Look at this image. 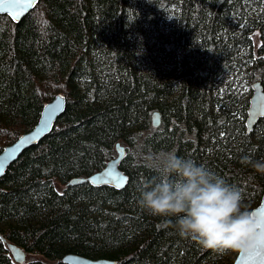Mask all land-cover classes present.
<instances>
[{"label": "trees", "instance_id": "trees-1", "mask_svg": "<svg viewBox=\"0 0 264 264\" xmlns=\"http://www.w3.org/2000/svg\"><path fill=\"white\" fill-rule=\"evenodd\" d=\"M254 82L264 88V0H38L17 24L0 15V152L66 99L0 179V264H15L8 242L39 257L29 264H232L238 252L181 237L137 189L156 175L153 158L175 151L256 207L264 175L243 163L264 158V118L245 126ZM117 143L125 188L68 185L102 170Z\"/></svg>", "mask_w": 264, "mask_h": 264}, {"label": "clouds", "instance_id": "clouds-1", "mask_svg": "<svg viewBox=\"0 0 264 264\" xmlns=\"http://www.w3.org/2000/svg\"><path fill=\"white\" fill-rule=\"evenodd\" d=\"M153 159L150 167L156 175L137 189L142 208L153 216L174 217L177 233L204 249L242 253L264 249V217L242 208L238 187L175 151ZM243 163L264 175V158L246 157Z\"/></svg>", "mask_w": 264, "mask_h": 264}, {"label": "water", "instance_id": "water-1", "mask_svg": "<svg viewBox=\"0 0 264 264\" xmlns=\"http://www.w3.org/2000/svg\"><path fill=\"white\" fill-rule=\"evenodd\" d=\"M37 3L38 0H0V15L7 16L13 23L17 24L34 9ZM65 106V96L56 95L42 107L38 121L32 129L2 149L0 152V179L24 151L37 145L45 136L50 134L57 119L63 114ZM262 118H264V88L260 82H254L251 85V94L246 111L245 126L247 132L253 131L258 120ZM160 123L159 112H153L151 115L152 126L158 127ZM115 151L116 157L108 161L101 171L87 178H73L68 185L76 186L88 182L95 187L109 186L116 190L125 188L127 176L120 168L126 154L125 148L117 143ZM251 211L258 217H264V192L260 203ZM6 247L16 264L25 262V252L22 248L10 242L7 243ZM255 251L249 253L238 252L232 264H264V250H261L260 256H257ZM62 262L64 264H116V261L113 260L90 259L77 254H66L62 258Z\"/></svg>", "mask_w": 264, "mask_h": 264}, {"label": "rangeland", "instance_id": "rangeland-1", "mask_svg": "<svg viewBox=\"0 0 264 264\" xmlns=\"http://www.w3.org/2000/svg\"><path fill=\"white\" fill-rule=\"evenodd\" d=\"M11 258H12V256H11ZM37 258H39V257L38 256H35V255H31V254L29 255V254L25 253V262L23 264H29L31 261L36 260Z\"/></svg>", "mask_w": 264, "mask_h": 264}, {"label": "snow or ice", "instance_id": "snow-or-ice-1", "mask_svg": "<svg viewBox=\"0 0 264 264\" xmlns=\"http://www.w3.org/2000/svg\"><path fill=\"white\" fill-rule=\"evenodd\" d=\"M254 215H255V213H254ZM261 250H264V249H257L256 251H255V254L257 255V256H260L261 255Z\"/></svg>", "mask_w": 264, "mask_h": 264}, {"label": "bare ground", "instance_id": "bare-ground-1", "mask_svg": "<svg viewBox=\"0 0 264 264\" xmlns=\"http://www.w3.org/2000/svg\"><path fill=\"white\" fill-rule=\"evenodd\" d=\"M110 161V160H109ZM106 166V165H105ZM101 171V170H100ZM97 172H99V171H97ZM97 172H95V173H97ZM94 174V173H93ZM11 243V242H10Z\"/></svg>", "mask_w": 264, "mask_h": 264}]
</instances>
